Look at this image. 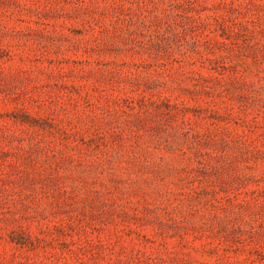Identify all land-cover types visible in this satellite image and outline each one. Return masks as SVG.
I'll return each instance as SVG.
<instances>
[{
	"label": "rangeland",
	"instance_id": "1",
	"mask_svg": "<svg viewBox=\"0 0 264 264\" xmlns=\"http://www.w3.org/2000/svg\"><path fill=\"white\" fill-rule=\"evenodd\" d=\"M0 264H264V0H0Z\"/></svg>",
	"mask_w": 264,
	"mask_h": 264
}]
</instances>
